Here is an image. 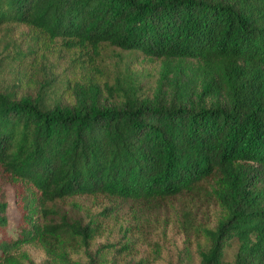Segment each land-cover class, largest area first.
<instances>
[{"label":"trees","instance_id":"16d2710c","mask_svg":"<svg viewBox=\"0 0 264 264\" xmlns=\"http://www.w3.org/2000/svg\"><path fill=\"white\" fill-rule=\"evenodd\" d=\"M2 29L28 42L0 90V179L20 200L13 238L0 190V264L135 260L149 223L200 196L207 223L174 211L180 262L264 264V0H0ZM102 45L159 61L152 93L109 85Z\"/></svg>","mask_w":264,"mask_h":264},{"label":"rangeland","instance_id":"374dc122","mask_svg":"<svg viewBox=\"0 0 264 264\" xmlns=\"http://www.w3.org/2000/svg\"><path fill=\"white\" fill-rule=\"evenodd\" d=\"M23 40L18 32L11 29L0 30V90L8 91L15 85L13 69L15 67V56L18 49L21 47ZM23 45L22 47H25ZM15 59V58H14ZM100 67L104 70L106 81L111 86H116L117 83L123 86L130 85L136 87L140 94H151L158 78L160 70V62L147 59L141 54L135 52L123 51L119 48L102 45L100 48V56L98 59ZM128 85V86H129ZM63 84L54 81L50 86H46L45 95L47 101L52 102L54 97L52 93L58 94ZM22 93V92H21ZM35 95L34 91H26L22 93ZM2 189L7 203L6 209V234L10 237L16 236L17 227L20 223V200L16 196L15 190L10 187L4 179H0V190ZM72 201H77L83 209L92 210L100 209L104 205L102 200H89L76 198ZM179 207L190 211L197 224H204L213 216L214 206H212L204 196L191 199H178L171 203L168 208L167 215H159L155 223H149L144 228V234L138 238L136 247L139 249V254L135 260L131 258H123L122 260H112L95 249L88 252L80 251L72 256L73 264H182L180 262V254L175 250L181 249L182 239L180 229L174 222V211ZM76 209L68 211L70 216L76 217L79 215ZM101 241L98 242V245ZM30 256L36 264H55L49 262L44 252L28 248ZM225 262L231 263L236 254V245L231 244L226 247L224 253Z\"/></svg>","mask_w":264,"mask_h":264}]
</instances>
